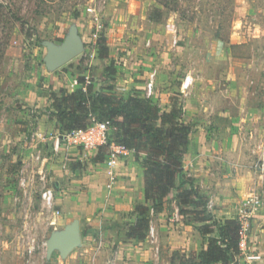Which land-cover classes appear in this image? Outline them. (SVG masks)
<instances>
[{"label":"rangeland","instance_id":"374dc122","mask_svg":"<svg viewBox=\"0 0 264 264\" xmlns=\"http://www.w3.org/2000/svg\"><path fill=\"white\" fill-rule=\"evenodd\" d=\"M20 21L35 29L32 39L22 34ZM100 36L105 37L107 61L102 59L100 66L99 57L94 66L86 61L92 53L98 55ZM70 42L78 52L64 58ZM259 51L264 53V0H0V264H128L124 237L92 231L87 225L80 227L79 243L65 250L52 245L63 234L60 209L56 202L53 210L43 205L37 178L27 187L20 184L22 170L37 177L44 170L42 158L49 150L42 138L54 143L58 134L49 119L50 91L61 87L53 76L75 67L88 74L95 90L113 85L118 63L156 55L176 71L179 83L186 75L193 78L188 89L180 85L169 96L170 108L180 107L183 118L180 96L192 87L200 101L210 100L204 113L200 110L201 117L195 116L204 120V138L197 143L202 146L198 151L185 155L186 173L204 174L205 158L217 171L224 158L219 147L226 146L243 148L264 177L255 157L264 147V136L260 139L242 125V134L249 137L232 140L228 123L218 122L221 105L232 104L227 85L218 82L220 72L225 70L233 79V68L241 63L247 67ZM222 53L228 57L221 58ZM111 63L114 74L107 68ZM68 81L70 76L61 79ZM250 87L247 79L240 89L232 87L234 94L241 93L235 95V104H241ZM35 155L40 158L35 160ZM139 264L149 263L143 259Z\"/></svg>","mask_w":264,"mask_h":264},{"label":"crops","instance_id":"0c3cea01","mask_svg":"<svg viewBox=\"0 0 264 264\" xmlns=\"http://www.w3.org/2000/svg\"><path fill=\"white\" fill-rule=\"evenodd\" d=\"M221 56L225 59L228 54L222 53ZM257 56H264V53L261 51L254 53L247 67H243L244 64L241 63L239 68H233V79L231 80L230 74L225 70L219 74L221 79L218 82L227 85L228 88H226L231 93L228 96L232 101L229 103L232 104L221 105L222 108L218 111V116H220L218 122L222 119V123H228V128L232 131L230 136L232 140L238 137L239 139L249 137V135H244L247 133L242 134V128L248 130L251 128L250 132L259 135L260 139L264 136V60ZM98 58V55L93 56L92 53V58L86 63L97 66L96 62L101 59L100 66H102V59L107 61L105 58ZM261 60H263L262 63ZM159 61L160 58L155 55L147 59L140 57L137 62L127 60V62L118 63L117 76H115L117 79L112 80L114 90L125 97L129 95L143 97L146 83L150 74L154 72L153 95L150 99L161 109L169 110L171 106L169 96L180 90L183 79L179 83L176 71H173L170 65H163ZM56 65L58 63H53V66ZM66 69L57 76H53V79H60L57 85L69 91H74L79 86L77 76L89 77L88 74L81 73L75 67L73 70L69 67ZM71 72L74 74L70 75ZM69 76L68 84L63 83ZM243 79H247L251 87L248 88V92L244 93L246 98L244 95H242L244 98H240L241 104H235L236 97L241 93L239 92L240 95L234 94L232 87L240 89ZM193 88L191 91L183 92L180 96L184 100L181 105L184 112L183 118L193 125L186 157L202 147L197 143L204 138V120L195 116L201 117L200 110L203 112L204 104L207 105L210 101L205 98L200 101L193 92ZM195 95L196 98H194ZM27 99L29 97H25V100ZM30 99L35 100L32 97ZM46 100L45 98V103ZM50 101L48 103L51 105ZM216 119H213L214 123ZM51 127L54 128L53 125ZM42 140L48 146L50 153L48 151L42 158L44 161L41 164L44 170L38 172V177L43 174L46 184L54 188L55 202L61 211L63 233L73 226H77L80 231L81 226L87 225V229L92 231L110 233L112 237L114 235L123 237L120 225L134 221L135 216L131 213L134 204L145 202L143 168L136 160L134 151L127 150L125 154L119 155L117 164L109 172L104 163L107 155L104 161L94 160L97 150L85 151L75 146L66 149L63 145L55 150V141L52 143L47 136ZM219 148V152L226 160L223 158L219 161L220 168L217 171L211 167L214 165V163L212 165V160L205 158L203 160L204 174L191 173L190 176L194 178V185L208 196L212 204L209 210L217 219L237 216L241 220L238 264H264V177L258 175L259 170L256 164L252 159H248L249 154L243 148H226V146ZM249 151L255 152L256 150ZM256 154L258 155L255 157L260 156V153ZM193 165L197 164L192 163ZM185 168H187L186 164H184ZM257 195L260 196L261 206L249 212L248 210L253 205L248 202ZM176 210L178 211V206L175 200L171 199L164 204L160 212L152 215L151 224L155 229L154 241L134 239L123 244L125 246L123 249L128 256L126 263L139 264L144 259L149 264L161 261H164V264H172L171 256L174 252H199L205 246V241L193 227L192 218L179 213L176 216ZM249 252L257 253L261 258L249 259L247 256Z\"/></svg>","mask_w":264,"mask_h":264},{"label":"trees","instance_id":"16d2710c","mask_svg":"<svg viewBox=\"0 0 264 264\" xmlns=\"http://www.w3.org/2000/svg\"><path fill=\"white\" fill-rule=\"evenodd\" d=\"M22 34L27 39L36 35L27 21H20ZM98 56L107 55L105 37L100 36ZM107 68L115 73L114 64ZM79 85L74 91L58 87L50 91L49 119L58 133L85 128L92 120H109L110 131L106 145L97 149L94 160L104 161L110 143L123 145L135 153L143 168L145 202L134 204V221L120 225L124 242L145 240L152 215L160 212L164 204L175 200L180 215H188L194 222L205 246L199 251L174 252L172 263L179 264H238L242 224L239 218L217 219L207 208L209 198L195 185L184 169V156L188 150L192 123L184 121L180 107L164 111L150 98L139 95L123 96L113 85L93 89L86 86L84 76H77ZM173 194V196H171ZM171 196V197H170ZM85 234V233H83Z\"/></svg>","mask_w":264,"mask_h":264},{"label":"built area","instance_id":"2783aa9c","mask_svg":"<svg viewBox=\"0 0 264 264\" xmlns=\"http://www.w3.org/2000/svg\"><path fill=\"white\" fill-rule=\"evenodd\" d=\"M175 43V42H174ZM154 75L155 73L152 72L150 74L149 80L145 86V97L150 98L153 94L154 88ZM193 82V78L191 75H186L182 81V86L184 89H188ZM90 84V80L85 77V84L83 85V90H86V86ZM110 131V122L109 120H92V123L85 127V128H76L64 133H58L55 135V144L54 149H59L60 145H64V148L68 149L70 146L80 147L85 151L90 150H97L98 147L106 145L108 142V136ZM128 149H126L123 145L110 143L109 145V153L107 154V158L104 161L106 165V169L111 172V169L118 162V157L121 154H125ZM40 155H35L34 159L38 160ZM259 166L262 170H264V147L260 149V156H259ZM26 171L22 170V176L20 179V184L23 186H28L31 182L36 180V176L33 173H29L25 175ZM41 184V192L40 198L43 205L49 209H54L55 206V193L54 188L48 186L45 181V177L42 174L37 178ZM252 204L253 207L250 208L248 211L251 212L254 209H257L261 206V199L260 196H254L248 202ZM212 206L211 202L208 201L207 208L210 209ZM178 211L176 210L175 215L178 216ZM56 214H59V211H56ZM241 221V220H240ZM242 224V223H241ZM155 238V229L153 225H150L147 239L150 241H154ZM249 259H259V255L257 253H250L248 254Z\"/></svg>","mask_w":264,"mask_h":264},{"label":"water","instance_id":"95a60500","mask_svg":"<svg viewBox=\"0 0 264 264\" xmlns=\"http://www.w3.org/2000/svg\"><path fill=\"white\" fill-rule=\"evenodd\" d=\"M78 52L74 42H70L68 47L64 49L63 57L72 56ZM80 242V231L77 226H73L68 229L65 233L61 234L59 237H56L51 241L52 245L60 244L63 249H67L71 245L77 244Z\"/></svg>","mask_w":264,"mask_h":264}]
</instances>
